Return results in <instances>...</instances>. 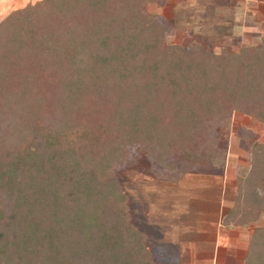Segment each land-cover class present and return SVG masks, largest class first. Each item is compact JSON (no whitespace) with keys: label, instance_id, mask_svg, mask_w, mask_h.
<instances>
[{"label":"trees","instance_id":"16d2710c","mask_svg":"<svg viewBox=\"0 0 264 264\" xmlns=\"http://www.w3.org/2000/svg\"><path fill=\"white\" fill-rule=\"evenodd\" d=\"M166 0H36L0 22V264H155L112 168H224L234 112L264 121V34L238 52L166 43ZM249 134V130H244ZM224 225L264 213V143L249 147ZM243 264H264V226Z\"/></svg>","mask_w":264,"mask_h":264},{"label":"rangeland","instance_id":"374dc122","mask_svg":"<svg viewBox=\"0 0 264 264\" xmlns=\"http://www.w3.org/2000/svg\"><path fill=\"white\" fill-rule=\"evenodd\" d=\"M35 2L0 0V22ZM147 10L167 26L168 45L236 53L264 34V0H166ZM219 139L227 151L224 168L193 165L177 155L169 159L171 169L161 168L139 145L113 166L126 219L143 234L155 264H243L253 230L264 226V213L249 227L223 224L238 180L251 168L249 147L264 143V121L234 112Z\"/></svg>","mask_w":264,"mask_h":264},{"label":"crops","instance_id":"0c3cea01","mask_svg":"<svg viewBox=\"0 0 264 264\" xmlns=\"http://www.w3.org/2000/svg\"><path fill=\"white\" fill-rule=\"evenodd\" d=\"M249 46V45H248ZM262 219H260V221H261Z\"/></svg>","mask_w":264,"mask_h":264}]
</instances>
